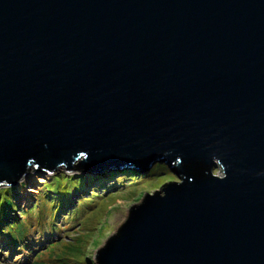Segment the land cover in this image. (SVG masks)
I'll return each mask as SVG.
<instances>
[{
    "label": "water",
    "instance_id": "obj_1",
    "mask_svg": "<svg viewBox=\"0 0 264 264\" xmlns=\"http://www.w3.org/2000/svg\"><path fill=\"white\" fill-rule=\"evenodd\" d=\"M154 163L96 264H264V0H0V189Z\"/></svg>",
    "mask_w": 264,
    "mask_h": 264
},
{
    "label": "rangeland",
    "instance_id": "obj_2",
    "mask_svg": "<svg viewBox=\"0 0 264 264\" xmlns=\"http://www.w3.org/2000/svg\"><path fill=\"white\" fill-rule=\"evenodd\" d=\"M140 171L107 173L85 184L94 174L68 173L62 167L52 173L32 172L15 186L0 189V264H11L10 259L96 264V252L125 223L130 208L160 190L164 181L178 180L164 163ZM26 244L34 251L39 246L37 253L26 255Z\"/></svg>",
    "mask_w": 264,
    "mask_h": 264
},
{
    "label": "trees",
    "instance_id": "obj_3",
    "mask_svg": "<svg viewBox=\"0 0 264 264\" xmlns=\"http://www.w3.org/2000/svg\"><path fill=\"white\" fill-rule=\"evenodd\" d=\"M165 165V164H164ZM157 167H164L163 165H159V164H157L156 165V168ZM168 167V166H167ZM169 168V167H168ZM169 170L170 171H172L173 172V170L172 169H170L169 168ZM174 173V172H173ZM166 185V184H165ZM5 188H7V187H5ZM2 189V188H1ZM15 239H18V237H16ZM9 241V240H8ZM19 241V240H18ZM20 242V241H19ZM21 243V242H20ZM38 243V242H37ZM40 243H38V244H36V245H39ZM21 245H22V243H21ZM35 246V245H34ZM48 246V245H47ZM47 246H46V248H47ZM25 247L28 249V251H27V255L29 254V252H33V253H37V251H38V248H39V246L37 247V250L36 251H34V248L33 247H27V244L25 245ZM21 248H23V246H21ZM42 248H44V247H40V250L42 249ZM25 249V248H24ZM44 252H45V250L43 251V252H41V253H39V255H38V258H40L41 257V255L42 254H44ZM35 256V255H34ZM16 261V260H15ZM10 263L11 264H19V262H14V260H10ZM23 264V263H22ZM24 264H40V263H38V261L37 260H33V259H31V260H29V261H26Z\"/></svg>",
    "mask_w": 264,
    "mask_h": 264
},
{
    "label": "clouds",
    "instance_id": "obj_4",
    "mask_svg": "<svg viewBox=\"0 0 264 264\" xmlns=\"http://www.w3.org/2000/svg\"><path fill=\"white\" fill-rule=\"evenodd\" d=\"M165 165H166V164H165ZM177 182L179 183V182H180V180L178 179V180H177Z\"/></svg>",
    "mask_w": 264,
    "mask_h": 264
},
{
    "label": "snow or ice",
    "instance_id": "obj_5",
    "mask_svg": "<svg viewBox=\"0 0 264 264\" xmlns=\"http://www.w3.org/2000/svg\"><path fill=\"white\" fill-rule=\"evenodd\" d=\"M83 155V154H82Z\"/></svg>",
    "mask_w": 264,
    "mask_h": 264
}]
</instances>
